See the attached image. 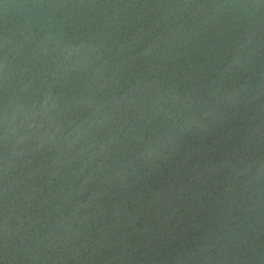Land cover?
<instances>
[{"label": "water", "instance_id": "obj_1", "mask_svg": "<svg viewBox=\"0 0 264 264\" xmlns=\"http://www.w3.org/2000/svg\"><path fill=\"white\" fill-rule=\"evenodd\" d=\"M0 264H264V0H0Z\"/></svg>", "mask_w": 264, "mask_h": 264}]
</instances>
